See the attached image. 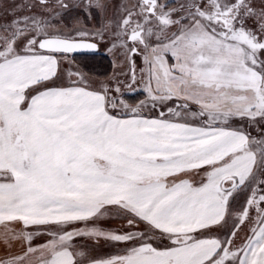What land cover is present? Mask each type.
Wrapping results in <instances>:
<instances>
[{"label":"snow or ice","instance_id":"6c2138e0","mask_svg":"<svg viewBox=\"0 0 264 264\" xmlns=\"http://www.w3.org/2000/svg\"><path fill=\"white\" fill-rule=\"evenodd\" d=\"M0 264H264V0H0Z\"/></svg>","mask_w":264,"mask_h":264},{"label":"rangeland","instance_id":"374dc122","mask_svg":"<svg viewBox=\"0 0 264 264\" xmlns=\"http://www.w3.org/2000/svg\"><path fill=\"white\" fill-rule=\"evenodd\" d=\"M20 2V0H17ZM81 2V0H76ZM71 59L79 66L85 74L92 76L93 78L102 79L107 73L112 71L111 61L112 55L107 51V44H101V47L94 55L89 52L71 54ZM67 68L68 65L65 64ZM75 71V68L69 69Z\"/></svg>","mask_w":264,"mask_h":264},{"label":"water","instance_id":"95a60500","mask_svg":"<svg viewBox=\"0 0 264 264\" xmlns=\"http://www.w3.org/2000/svg\"><path fill=\"white\" fill-rule=\"evenodd\" d=\"M96 51H98V50H96ZM85 52H88L87 50H78L76 53H85ZM76 53H74V54H76Z\"/></svg>","mask_w":264,"mask_h":264}]
</instances>
